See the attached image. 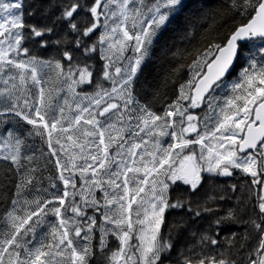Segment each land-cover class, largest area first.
<instances>
[{
    "label": "snow or ice",
    "instance_id": "6c2138e0",
    "mask_svg": "<svg viewBox=\"0 0 264 264\" xmlns=\"http://www.w3.org/2000/svg\"><path fill=\"white\" fill-rule=\"evenodd\" d=\"M0 264H264V0H0Z\"/></svg>",
    "mask_w": 264,
    "mask_h": 264
}]
</instances>
